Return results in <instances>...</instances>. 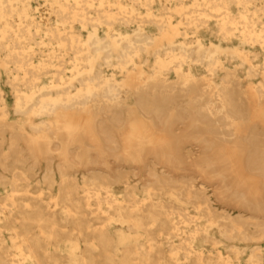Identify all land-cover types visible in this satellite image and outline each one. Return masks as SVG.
Masks as SVG:
<instances>
[{"label": "bare ground", "instance_id": "bare-ground-1", "mask_svg": "<svg viewBox=\"0 0 264 264\" xmlns=\"http://www.w3.org/2000/svg\"><path fill=\"white\" fill-rule=\"evenodd\" d=\"M263 241L264 0H0V264Z\"/></svg>", "mask_w": 264, "mask_h": 264}, {"label": "rangeland", "instance_id": "rangeland-1", "mask_svg": "<svg viewBox=\"0 0 264 264\" xmlns=\"http://www.w3.org/2000/svg\"><path fill=\"white\" fill-rule=\"evenodd\" d=\"M120 193H121V192H120ZM242 214H244V215H249V214H247V213H242ZM258 247L263 251L262 258L264 259V241H263V242H260V244H258ZM243 253H245V252H243ZM244 259H245V257H243V258L241 259L243 264H245V261H246V260H244Z\"/></svg>", "mask_w": 264, "mask_h": 264}]
</instances>
